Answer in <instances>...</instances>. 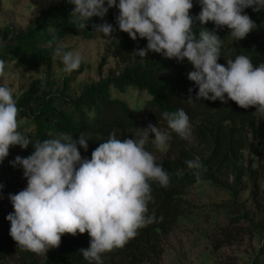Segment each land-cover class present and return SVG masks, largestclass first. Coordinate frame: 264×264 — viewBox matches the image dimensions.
<instances>
[{
	"label": "trees",
	"instance_id": "16d2710c",
	"mask_svg": "<svg viewBox=\"0 0 264 264\" xmlns=\"http://www.w3.org/2000/svg\"><path fill=\"white\" fill-rule=\"evenodd\" d=\"M73 7L67 0H61L39 10L25 28L16 30L8 26L0 32V61L4 62L0 80L7 71L5 64L15 70L29 69L35 74L26 89L13 95L19 109L18 130L34 140L52 138L59 133L78 140L79 133L84 132L89 138L87 151L77 147L81 157L87 159L113 130L117 138L123 140L132 138L136 128L151 123L171 136L164 154L156 159L169 173L170 182L166 188L152 183L153 199L148 204L149 212L162 219L139 229L122 248L103 254V264H158L164 239L174 230L179 218L189 213L184 205L185 195L197 183L184 161L194 157H199L206 168L200 182L208 181L230 197L222 206L233 215L212 233V251L251 237L261 227L260 223H254L252 212L263 205L264 196L260 185L264 173V124L261 118L253 115L255 108L243 109L231 100L227 103L196 100L198 88L187 79V73L193 69L186 59L178 62L155 52H148L141 59L133 52L146 47L147 41L139 37L133 41L118 29L115 21L118 9L110 8L103 19L92 17L85 29L78 30L70 23ZM199 11L197 0H193L189 14L195 16ZM244 12L256 28L239 41L228 35L230 30L226 26L215 29L211 22L203 25L222 40L221 57L217 61L221 65L226 66V59L241 54L248 56L254 66L264 63V10L254 12L247 8ZM103 22L116 29L110 43L119 67L106 75L100 73L96 80L89 82H76L80 70L64 77L57 76L54 71L56 57L52 55L49 41L54 47L56 42L62 45L70 37L95 39L99 34L93 32V25ZM195 27H199L198 22ZM194 30L199 31L198 28ZM74 83H77L76 88L72 87ZM111 87L119 91L134 87L146 91L150 98L140 108H132L126 101L114 98ZM190 87L193 89L192 103L187 100ZM179 108L189 118L195 146L189 144L188 138L181 139L171 132L160 116L163 111L174 112ZM145 148L154 157L159 152L151 143V134ZM33 150L31 144L26 149L10 146L8 156L0 162V264L18 255L26 264H87L80 254V249L89 246L87 232L75 236L63 234L59 246L49 249L41 260L31 251L20 250L9 235L10 222L5 219L13 211L9 194L26 187L23 170L13 167L10 161L17 155L27 157ZM178 171L183 174L177 175ZM243 191H248V197L240 201ZM247 203H251V207ZM260 258L264 259V239L251 264H258Z\"/></svg>",
	"mask_w": 264,
	"mask_h": 264
},
{
	"label": "clouds",
	"instance_id": "9594fccd",
	"mask_svg": "<svg viewBox=\"0 0 264 264\" xmlns=\"http://www.w3.org/2000/svg\"><path fill=\"white\" fill-rule=\"evenodd\" d=\"M74 5L70 23L78 30L86 28L92 17L103 19L112 7L118 9L115 21L118 29L133 40L142 38L146 47L133 54L143 59L155 52L167 59L192 66L187 79L198 91L195 99L228 100L243 109L254 107L253 115L264 118V63L253 65L246 55L226 59V66L218 63L222 40L203 25L211 22L215 29H229L234 41L244 39L256 25L244 12L251 8L264 10V0H197L200 11L189 14L193 0H67ZM196 22L199 27H195ZM199 29L195 31L194 29ZM93 32L112 37L113 25L108 22L93 25ZM52 55L59 57L63 72L71 74L79 69L82 55L65 50L49 41ZM4 62L0 61V72ZM193 89H188V102L192 103ZM19 109L10 88L0 84V162L8 156L10 146L33 151L27 157L15 156L10 164L23 170L26 187L9 194L13 211L5 219L10 222L9 235L20 250L36 255L46 254L59 246L61 236L87 232L89 246L80 249L87 264H103L102 256L122 248L134 238L138 230L162 217L150 213L151 184L166 188L169 173L146 150L149 141L157 151H164L171 139L169 132L151 123L136 128L132 138H117L110 132L92 152L91 158H82L77 145L87 151L84 132L74 140L66 133L43 140L32 139L18 130ZM166 126L181 139L190 135L186 112L163 111ZM196 183L201 181L205 166L194 157L184 161ZM178 171L177 175H182Z\"/></svg>",
	"mask_w": 264,
	"mask_h": 264
},
{
	"label": "rangeland",
	"instance_id": "374dc122",
	"mask_svg": "<svg viewBox=\"0 0 264 264\" xmlns=\"http://www.w3.org/2000/svg\"><path fill=\"white\" fill-rule=\"evenodd\" d=\"M60 1L1 0L0 32L8 26L16 30L25 28L39 10ZM62 46L69 51L81 53L83 57L81 65L77 69L80 70L76 74L77 83L96 80L100 73L106 75L109 71H114L119 67L110 37L105 38L100 34L91 40L70 37L62 42ZM100 64L101 69H99ZM5 67H7V71L1 76L0 82L10 88L13 95H19L27 88L35 74L29 69L15 70L10 64H5ZM54 71L57 76L69 75L63 72V65L59 57H56ZM77 83L72 84V87L76 88ZM111 94L114 98L126 101L132 108H140L150 98L146 91H140L134 87H127L124 91L111 87ZM260 122L264 124V118H261ZM188 142L191 146H195L191 133ZM165 150L159 151L155 159L161 158ZM260 185L264 194V173L261 175ZM247 197L248 191H243L240 201H245ZM229 201L230 197L227 192L218 190L208 181L192 186L185 195L184 202L189 213L179 218L174 230L164 239V250L158 264H251L264 239V196L263 205L254 208L255 210L252 212L254 223H260L261 227L251 237L246 236L238 240L235 245L222 247L213 252L211 235L231 216L232 213L222 206ZM247 205L251 207V203H247ZM34 255L40 260L45 256V254ZM24 262L25 260L18 255L2 264ZM257 263L264 264V259H258Z\"/></svg>",
	"mask_w": 264,
	"mask_h": 264
}]
</instances>
